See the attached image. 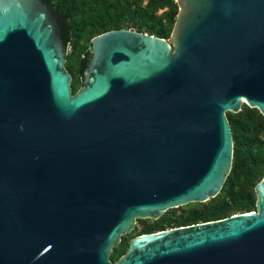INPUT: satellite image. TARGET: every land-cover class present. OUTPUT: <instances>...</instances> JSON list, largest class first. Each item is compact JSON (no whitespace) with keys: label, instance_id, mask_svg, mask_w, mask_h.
Segmentation results:
<instances>
[{"label":"water","instance_id":"1","mask_svg":"<svg viewBox=\"0 0 264 264\" xmlns=\"http://www.w3.org/2000/svg\"><path fill=\"white\" fill-rule=\"evenodd\" d=\"M165 38L93 36L72 93L70 27L51 0H0V264H264L255 210L131 238L137 218L215 197L226 112L264 116V0H176Z\"/></svg>","mask_w":264,"mask_h":264},{"label":"trees","instance_id":"2","mask_svg":"<svg viewBox=\"0 0 264 264\" xmlns=\"http://www.w3.org/2000/svg\"><path fill=\"white\" fill-rule=\"evenodd\" d=\"M96 1L51 0V4L66 18L70 27L69 35L72 30L71 19L73 17L83 18L86 16L87 25L94 27L93 32H96V34L110 29L138 26L136 29L138 31L165 38L170 34V30L161 28V19L153 15V12L159 8L168 6V11L165 12V18L171 24L177 14V4L173 0H147L144 10L138 11L131 8L130 0H109L101 3L99 7L100 12L96 14L97 17L94 19L92 18V14L96 12L94 9V3ZM134 16H136L135 20L132 19ZM229 124L233 138V159L230 173L223 184L221 192L214 197V199L221 200L217 202V205L211 211L206 208L184 216L182 214H176L172 210L162 219L164 225H188L201 221L220 219L236 212H249L255 209V200L253 198L240 193V191H233V189L238 179L237 170L241 160H245L248 164L244 177L249 184L254 185L264 175V143H262L259 135H251L249 133L250 127L248 121L240 117L234 118L229 116ZM174 209H177V207ZM144 232L152 231L145 230ZM118 257L119 255L117 254L112 255L114 260Z\"/></svg>","mask_w":264,"mask_h":264},{"label":"rangeland","instance_id":"3","mask_svg":"<svg viewBox=\"0 0 264 264\" xmlns=\"http://www.w3.org/2000/svg\"><path fill=\"white\" fill-rule=\"evenodd\" d=\"M106 1H109V0H97L94 3V9L96 12L92 14V18L95 19L97 17L96 14L100 12L99 7L101 3H104ZM130 1H131V8L135 9L136 11L144 10V6L146 5V2H147V0H130ZM173 2L176 3V0H173ZM52 7L55 8L54 5H52ZM166 11H168V6H164L162 8L157 9L156 11L153 12V15L157 16V18L160 17L161 23H162L160 24L161 28L165 30H170V34L167 37H165V39L169 43H171L170 37H171V32L174 26L176 16L174 18L173 23L171 24V22L167 21V19L165 18ZM177 12H178V6H177ZM132 19L135 20L136 16H134ZM71 20H72L71 21L72 30L69 35L70 42L65 46L66 50H65L64 65L71 75L70 86L72 89V93H75L81 87V81L78 77V67H79L81 55L88 50L91 38L97 34L96 32H93L94 27H91V25L90 26L87 25L88 22H86L87 20L86 16H84L83 18L73 17ZM127 28L136 30L138 26H130ZM240 113H242V115H240ZM226 116H227L228 122H229V116H232L234 118L240 117L243 120L248 121L249 127H250L249 133L251 135H255V134L259 135L262 140V143H264V116L259 112L257 108L250 107L245 102H243L240 105V110L238 112L227 111ZM247 167H248L247 162L245 160H241L240 166L237 170L238 179H237L236 186L234 187L233 191H240V193L250 196L251 198L256 200V192H255L254 186L264 175L261 178H259L254 185H251L247 182V180L244 177V173ZM221 189L219 193L221 192ZM219 200L221 199L217 200V199H214L213 197L204 202H190L188 204L177 207V209H174V208L168 209L156 219L150 218V217L137 218L135 221L134 227L128 232L121 235L120 241L116 245L112 246L111 251H110V256H109L110 260L115 261L120 256H122L125 253L126 246L129 240L139 234L147 233V232H144L145 230L156 232L159 230L181 226V224L164 225L162 223V219L165 216H167V214H169L172 210L175 211L176 214H182L184 216L190 213L199 212L200 210H204L206 208L209 211H211V209L217 205V202ZM236 213H239V212H236ZM161 228H164V229H161ZM113 254L119 255V257L114 260L112 258Z\"/></svg>","mask_w":264,"mask_h":264}]
</instances>
